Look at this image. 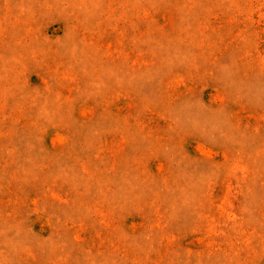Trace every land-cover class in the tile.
Segmentation results:
<instances>
[{
  "label": "rangeland",
  "instance_id": "obj_1",
  "mask_svg": "<svg viewBox=\"0 0 264 264\" xmlns=\"http://www.w3.org/2000/svg\"><path fill=\"white\" fill-rule=\"evenodd\" d=\"M0 264H264V0H0Z\"/></svg>",
  "mask_w": 264,
  "mask_h": 264
}]
</instances>
